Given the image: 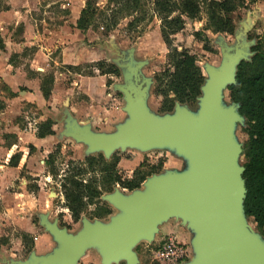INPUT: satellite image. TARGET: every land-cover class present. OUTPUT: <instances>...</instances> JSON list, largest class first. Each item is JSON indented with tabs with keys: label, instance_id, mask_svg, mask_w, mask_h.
Listing matches in <instances>:
<instances>
[{
	"label": "water",
	"instance_id": "water-1",
	"mask_svg": "<svg viewBox=\"0 0 264 264\" xmlns=\"http://www.w3.org/2000/svg\"><path fill=\"white\" fill-rule=\"evenodd\" d=\"M241 56V52L228 54L219 68L207 67L197 114L181 106L175 114H154L145 104L147 86L136 75L119 86L129 118L115 125L116 131H96L90 124L69 121L66 134L87 146L86 155L100 152L108 158L126 147L169 145L182 153L190 166L152 173L142 183L145 189L140 186L130 194L118 189L104 193L101 198L120 212L109 221L85 218L76 233L42 214L41 224L57 246L45 254L32 251L27 260L15 263L78 264L88 249L95 248L102 264L120 260L133 264L137 261L133 246L143 238L152 240L159 225L175 217L194 233L191 244L195 255L178 264H264V242L253 232L244 211L246 185L244 166L239 163L243 144L232 135L236 120L246 118L238 103L232 101L227 108L222 104V90L235 83L237 65L251 59Z\"/></svg>",
	"mask_w": 264,
	"mask_h": 264
},
{
	"label": "crops",
	"instance_id": "crops-1",
	"mask_svg": "<svg viewBox=\"0 0 264 264\" xmlns=\"http://www.w3.org/2000/svg\"><path fill=\"white\" fill-rule=\"evenodd\" d=\"M54 3L0 0V237L10 234L5 225L19 230L14 238L0 241L7 262L19 252L40 255L57 246L41 224L42 214L53 218V210H48L52 202L46 201L42 183L53 178L48 172L49 154L62 139L72 138L66 134L69 121L110 131L122 117L121 107L118 112L107 107L111 85H107L106 74L88 75L69 67L105 59V47L90 44V30L77 28L80 15L74 17L73 27L67 26L68 20L56 27L59 16L48 9ZM50 73L54 82L46 98L41 80ZM46 120L52 121L54 133L40 137L39 124ZM13 155L15 163L11 162ZM165 229L182 232L173 223ZM22 232L33 240L29 252Z\"/></svg>",
	"mask_w": 264,
	"mask_h": 264
},
{
	"label": "rangeland",
	"instance_id": "rangeland-1",
	"mask_svg": "<svg viewBox=\"0 0 264 264\" xmlns=\"http://www.w3.org/2000/svg\"><path fill=\"white\" fill-rule=\"evenodd\" d=\"M54 1L56 3L48 9L53 8L54 14L59 16L58 21L55 19L57 22L56 27L64 25V20H68V27H73L72 21L74 17L80 15L79 11L81 12L85 7L87 0ZM94 1L101 12H97L94 15L93 26L91 25L89 27V36L92 39L90 44H102L105 47L106 54H104L105 59L103 58L101 60L107 61V64L114 65L118 69V74L114 72L106 74L108 78L107 85H111L108 89V93L111 96L107 100V107L109 109L113 107L116 111L119 110V107L122 109V113H119L122 117L117 120V124L124 123L129 118L128 113L124 109L127 101L124 93L119 89V86L126 84L127 81H133L136 75H138L144 85L147 86L148 94L145 99V104L154 114L162 117L175 114L177 106L186 107L191 112L197 114L200 108L199 97L201 94L195 101H176L171 111L161 110L163 98L155 93V88L158 75L169 65L167 59L169 46L163 40L161 34V20L154 11V0H142V8H139L137 13L133 15H126L123 11L124 13H122L119 18L118 24L112 28L108 26V15L110 13V7H112L114 3H110L109 7L108 0ZM244 2L243 6L238 7V9L232 13L236 25L232 34L226 32H213L210 29H205L207 17L205 11H203L195 20L185 18L184 28L170 36V41L173 46L178 49L187 48L191 53L197 56L198 64L205 75V80L208 78L207 67L219 68L228 54L241 52V57L247 59L251 58L253 54L251 49L253 46L252 40L256 41L257 36L262 34L264 30V0H245ZM197 30H203L204 35L207 36L208 42H206V46L204 45V41H200L195 36L194 33ZM93 62L94 61L84 64L82 70L87 73L91 70H94V73L99 71L89 66V64ZM222 104L226 108L233 104L227 87L222 90ZM245 125L246 120L239 117L232 129V135L235 141L243 145L248 138V135L244 131ZM116 130L117 126L110 131L113 132ZM75 141L76 140L72 138H64L61 143L57 145L58 155L56 163L60 168L59 174L56 178H52L51 182L42 183L46 194V201L49 200L52 202V206L48 209L53 210L52 220H58L60 227L66 228L69 233H76L82 227L83 219L85 218L92 221L95 219L109 221L111 216L120 212L111 205V214L103 218H91L90 212L93 206H90L83 213L81 219L74 222L69 210L66 211L63 195L60 194V178L64 174L69 160H83L86 157L85 154H87V146L84 143ZM99 153L100 152L93 154ZM114 154L120 157L118 169L124 176H131L133 170L140 163L144 164L146 170H152L154 167L155 169H159L153 174L165 173L172 170H186L190 166L189 160L182 153H179L175 147L169 145L150 148L137 146L117 149L107 159H110ZM87 156H89V154ZM243 159L244 157L241 155L239 157L240 164H242ZM37 162L39 163L38 165H40L39 158ZM44 170H46L45 167ZM116 189L123 192V194L131 193L130 190L121 188L119 185L114 186L112 191ZM140 189H145V185L142 184ZM50 190H52V192L54 191L55 194L52 192L49 193ZM247 220L253 227V232L264 242V233L257 228L256 223L251 218L247 217ZM169 223L176 224L177 228L182 232H176V234L167 233L168 231H166L165 228ZM9 226L10 225H5L10 234H8V236L2 235L0 241H4L5 238L9 237L14 238L19 234L18 229ZM193 235V231L187 228L180 219L171 217L159 225L152 240L143 238L133 246V251L137 255V261L133 264H173L156 259L154 254L156 248L163 239L170 236L187 244L190 250V257L187 261H190L195 255L191 244ZM5 252L6 250L1 247L0 264H16L15 260L23 261L29 258L28 253L19 252L20 254L12 256L14 262H7L3 259V254H5ZM78 264H102L101 254L95 248L88 249L85 255L79 259ZM112 264H127V261L120 260Z\"/></svg>",
	"mask_w": 264,
	"mask_h": 264
},
{
	"label": "trees",
	"instance_id": "trees-1",
	"mask_svg": "<svg viewBox=\"0 0 264 264\" xmlns=\"http://www.w3.org/2000/svg\"><path fill=\"white\" fill-rule=\"evenodd\" d=\"M245 0H154V11L161 20V34L169 46L167 54L168 67L157 77L155 93L162 96V111H171L176 101H195L201 94V86L205 75L198 64L197 56L187 48L178 49L173 46L170 36L182 30L185 18L197 19L203 11L207 21L205 29L213 32L232 34L235 30V20L232 13L244 5ZM110 3H114L110 7ZM110 7L109 27L118 24L122 13L133 15L142 8V0H108ZM124 11V12H123ZM101 12L94 0H87L81 10L76 26L86 31L93 26L94 15ZM195 36L208 42L203 30L195 31ZM250 60H241L237 65L236 81L228 86L230 98L239 104V112L246 118L244 127L248 135L243 145V178L245 179L246 195L244 211L251 218L257 228L264 233V30L257 36L252 46ZM92 69H98L101 74L116 73L114 65L105 60L94 61L89 64ZM81 72L82 66H69ZM87 73V72H85ZM93 75L94 70L87 73ZM54 74H46L41 80V89L46 98L52 92ZM110 82V81H109ZM108 82V83H109ZM54 133L52 121L46 120L39 124L38 135L43 137ZM58 149L48 156V172L53 178L59 174L57 161ZM14 155L11 162H14ZM120 157L114 154L110 159L102 153L86 156L83 160H69L64 174L60 178V190L64 197V206L68 208L74 222L81 219L88 207L93 206L91 218H103L112 213V206L101 196L111 192L114 186L133 190L141 186L147 176L159 170L155 167L146 170L140 163L131 176H124L118 169ZM26 251L33 248L30 235L21 233ZM1 245V242H0Z\"/></svg>",
	"mask_w": 264,
	"mask_h": 264
},
{
	"label": "built area",
	"instance_id": "built-area-1",
	"mask_svg": "<svg viewBox=\"0 0 264 264\" xmlns=\"http://www.w3.org/2000/svg\"><path fill=\"white\" fill-rule=\"evenodd\" d=\"M154 254L156 259L160 261L178 264L190 257V250L185 242H181L177 238L170 236L163 239Z\"/></svg>",
	"mask_w": 264,
	"mask_h": 264
}]
</instances>
